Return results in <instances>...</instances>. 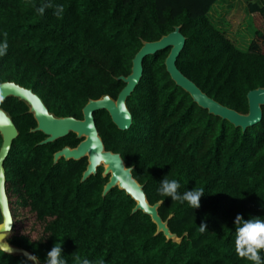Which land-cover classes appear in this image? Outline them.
Returning a JSON list of instances; mask_svg holds the SVG:
<instances>
[{"label": "trees", "instance_id": "1", "mask_svg": "<svg viewBox=\"0 0 264 264\" xmlns=\"http://www.w3.org/2000/svg\"><path fill=\"white\" fill-rule=\"evenodd\" d=\"M216 0H0V81L31 87L57 115L82 117L89 98L116 97L142 40H154L180 25L186 36L178 68L221 103L247 111L248 90L264 85V0L246 5L253 35L237 46L208 18ZM50 4L43 15L37 9ZM64 8L62 18L54 13ZM169 47L143 58L139 82L126 98L132 122L120 129L105 108L94 110L107 149L120 152L149 202L182 235L179 242L155 233L156 224L117 186L102 194V165L81 180L85 156L53 153L80 138L73 131L40 143L36 120L14 95L0 99L18 134L3 160L13 225L8 240L40 261L55 243L62 257L98 264H254L235 250L238 214L264 220V104L262 118L244 130L209 112L166 69ZM0 134V144H1ZM167 176L179 194L203 188L201 206L158 193ZM207 229L201 232L200 224ZM264 262V250L260 253ZM24 255L0 251V264H32Z\"/></svg>", "mask_w": 264, "mask_h": 264}, {"label": "water", "instance_id": "2", "mask_svg": "<svg viewBox=\"0 0 264 264\" xmlns=\"http://www.w3.org/2000/svg\"><path fill=\"white\" fill-rule=\"evenodd\" d=\"M185 39L186 36L181 32L180 25H176L174 29L162 34L157 39H143L141 46L132 57L129 73L117 76V78L124 81V85L116 97L111 96L109 93H103L99 97L89 98L82 107L81 118L74 115L55 114L48 109L43 99L31 87L24 86L14 80L0 81V99L8 95H14L28 105V111L32 112L36 120V125L31 129H39L46 134L39 141L40 143L52 141L57 137L64 136L69 131H74L77 137H82L76 145H64L56 150L53 155L54 161H57L61 156L65 159H78L86 155L87 164L82 172L81 180H84L90 174L96 173L97 166L102 165V175H108V179L103 186L102 194H106L113 186L124 189L135 200L132 211L141 209L143 212L149 214L152 221L156 224L155 233L161 231L166 239H172L176 242L181 240L182 235L173 232L168 225V219L173 213H170L163 219L158 212V206L162 200L159 199L153 203L149 202L143 188V183L139 182L132 174V166L126 165L120 152L105 148L96 127L93 112L96 109L105 108L118 128H128L132 122V113L126 105V98L141 78L143 58L147 54L156 52L158 49L169 47L164 59L166 69L171 78L189 92L194 101L206 108L209 112L228 119L235 126H240L243 130L247 126L258 122L262 118L264 85H259L248 90V108L245 112L221 103L203 91L178 68L176 59L184 46ZM0 134L2 137L0 144V172L3 173V176L0 177V248L9 245L14 255L20 254L25 256V253H30L36 256L31 250L8 240L13 225V218L5 187L6 177L3 160L8 153L12 139L18 134V129L9 111L1 105ZM36 260L38 264H44L45 262L40 261L37 256ZM30 262L33 264L32 261Z\"/></svg>", "mask_w": 264, "mask_h": 264}, {"label": "clouds", "instance_id": "3", "mask_svg": "<svg viewBox=\"0 0 264 264\" xmlns=\"http://www.w3.org/2000/svg\"><path fill=\"white\" fill-rule=\"evenodd\" d=\"M51 7L50 4L42 5L37 11L43 15L45 9ZM64 8L62 5H58L55 10V15L58 18H62ZM4 41L0 43V56L7 53L8 42L7 33H4ZM3 173L0 172V177ZM180 183L177 179H169L165 176L160 183L158 193L160 195L171 197L174 201L187 202L190 206L195 209L201 206V197L204 195L203 188H194L184 192L182 195L178 193ZM143 202V201H142ZM234 223L237 225V236L235 241V250L240 258H246L254 264H264L261 259V251L264 250V220L258 218L244 219V217L238 214L235 218ZM206 223L200 224V231L203 232L207 229ZM0 251L12 254V248L7 245L6 247L0 248ZM63 248L62 244L55 243L54 246L47 252L44 264H68L67 260L62 257ZM27 259L25 261H32L33 264H38L36 256L30 253H25ZM74 264H93L87 258H81L79 255L74 256ZM98 264H104L103 260H100Z\"/></svg>", "mask_w": 264, "mask_h": 264}, {"label": "rangeland", "instance_id": "4", "mask_svg": "<svg viewBox=\"0 0 264 264\" xmlns=\"http://www.w3.org/2000/svg\"><path fill=\"white\" fill-rule=\"evenodd\" d=\"M247 1L216 0L207 12L210 21L241 48L248 45L253 35Z\"/></svg>", "mask_w": 264, "mask_h": 264}, {"label": "flooded vegetation", "instance_id": "5", "mask_svg": "<svg viewBox=\"0 0 264 264\" xmlns=\"http://www.w3.org/2000/svg\"><path fill=\"white\" fill-rule=\"evenodd\" d=\"M79 118H81V117H79ZM32 128H33V127H32ZM69 132H70V131H69ZM69 132H68V133H69ZM73 132H74V131H73ZM68 133H67V134H68ZM74 133H75V132H74ZM65 135H66V134H65ZM75 135H76V133H75ZM60 137H61V136H60ZM76 137H77V136H76ZM57 138H58V137H57ZM79 138L81 139L82 137H79ZM41 140H42V139H41ZM79 141H80V140H79ZM79 141H78V142H79ZM78 142H77V143H78ZM77 143H76V144H77ZM76 144H75V145H76ZM65 145H68V144H65ZM63 146H64V145H63ZM69 146H71V145H69ZM73 146H74V145H73ZM104 146H105V145H104ZM105 148H106V147H105ZM59 149H60V148H59ZM106 149H107V148H106ZM57 150H58V149H57ZM54 152H55V151H54ZM53 155H54V153H53ZM84 156L86 157V155H84ZM82 157H83V156H82ZM80 158H81V157H80ZM78 159H79V158H78ZM86 159H87V157H86ZM53 160H54V159H53ZM86 164H87V162H86ZM85 167H86V166H85ZM102 167H103V166H102ZM96 171H97V170H96Z\"/></svg>", "mask_w": 264, "mask_h": 264}]
</instances>
